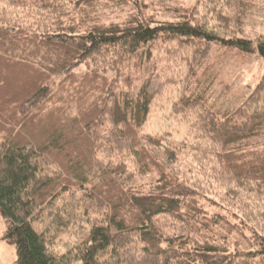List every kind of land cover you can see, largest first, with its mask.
Wrapping results in <instances>:
<instances>
[{
	"label": "trees",
	"instance_id": "16d2710c",
	"mask_svg": "<svg viewBox=\"0 0 264 264\" xmlns=\"http://www.w3.org/2000/svg\"><path fill=\"white\" fill-rule=\"evenodd\" d=\"M145 5L0 0V218L17 264H264V71L237 107L211 102L213 56L264 61V33L244 37L264 0H199L167 22ZM168 105L189 129L178 142L146 132Z\"/></svg>",
	"mask_w": 264,
	"mask_h": 264
},
{
	"label": "rangeland",
	"instance_id": "374dc122",
	"mask_svg": "<svg viewBox=\"0 0 264 264\" xmlns=\"http://www.w3.org/2000/svg\"><path fill=\"white\" fill-rule=\"evenodd\" d=\"M198 2L199 0H145V6L148 9L144 13L153 17L156 21H174V17L177 16V8L193 7ZM129 12L130 9L128 8L124 12L116 11L112 13L110 11L104 12L100 16L102 17V22L106 24L124 23L132 11ZM260 12L250 15L246 19L244 25V37L246 39L255 41L259 35L264 33V8ZM216 57H212V63L216 62L214 69L216 68L215 71H218L216 79L218 84H215L213 87V98L211 102L215 109L223 111L237 107L249 96L252 89L262 78L264 61L257 51L245 61L237 59L236 61L224 62L221 57L219 60ZM219 62L221 64H218ZM139 77H141V82L146 77V74H142ZM139 86L137 85L135 88ZM165 103L167 102L165 101ZM169 113V105L163 108V110L156 109L152 114L150 125L146 132L153 135H164V132H166L175 142L185 139L188 136V126ZM4 228V223L0 218V264H17L14 247L2 239Z\"/></svg>",
	"mask_w": 264,
	"mask_h": 264
}]
</instances>
